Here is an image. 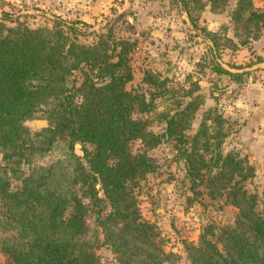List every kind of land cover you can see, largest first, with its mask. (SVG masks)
I'll list each match as a JSON object with an SVG mask.
<instances>
[{
  "label": "trees",
  "instance_id": "trees-1",
  "mask_svg": "<svg viewBox=\"0 0 264 264\" xmlns=\"http://www.w3.org/2000/svg\"><path fill=\"white\" fill-rule=\"evenodd\" d=\"M174 1L192 22L191 10L204 6L202 0ZM206 1L212 10L228 2ZM227 13L247 34H264V8L252 0H234ZM124 14L88 30L81 19L61 17L31 27L0 10V264H102L100 245L116 264L171 259L175 254L161 248L156 224L141 215L137 202L140 181L157 168L147 150L162 140L172 142L194 196L235 208L228 223H206L195 242H183L188 264H264V179L260 193L245 187L254 168L237 151L223 149L227 130L215 107L202 109L187 132L203 103L196 81L160 110L156 98L164 101L165 77L144 71L147 95L125 87L135 40L112 28ZM203 30L216 48L215 33ZM224 46L239 49L233 41ZM210 68L239 83L250 72L215 61ZM37 111L47 124L32 131L23 121ZM151 111L160 131L148 127L144 114ZM46 153L54 157L37 163ZM12 179L19 182L15 188Z\"/></svg>",
  "mask_w": 264,
  "mask_h": 264
},
{
  "label": "rangeland",
  "instance_id": "rangeland-1",
  "mask_svg": "<svg viewBox=\"0 0 264 264\" xmlns=\"http://www.w3.org/2000/svg\"><path fill=\"white\" fill-rule=\"evenodd\" d=\"M202 2L203 8L191 10L195 22L189 20L174 0H17L6 11L31 27L49 22L54 17H61L65 20L81 19L87 23L88 30H97L105 22L110 23L115 13L124 10L125 14L114 21L112 28L116 35L131 36L135 40L134 48L129 53L132 77L125 87L138 88L147 95L149 86L141 80L144 71H151L160 78L165 77L164 101L156 98V110H160L163 103L171 102V97L182 94L191 87L192 81H196L198 88L195 92L203 94V103L194 114L187 132L191 133L197 126L202 109L215 107L224 118L223 128L227 130L223 149L237 151L253 166L254 175L245 182V187L260 193L264 179V159H250L246 151L236 149L233 132L255 115L249 110L258 102L256 99L261 93L264 79L259 75L258 68H253L255 65L252 67L258 61L249 65L250 67L246 66V61L264 58V34H247L229 20L227 12L234 0H228L227 6L222 10H212L206 0ZM252 3L254 7L264 8V0H252ZM203 28L215 33L218 43L216 48ZM81 39L90 40L91 36L83 35ZM227 41L237 43L239 49L233 52L224 46ZM226 59V65L233 68L228 69L221 64ZM213 61L231 71H240L236 65L248 67L249 75L245 76L244 82H234L226 75L216 74L211 70ZM165 67H169V72L163 74ZM154 115L153 111L144 114L150 119L148 127L153 131H160L162 124ZM23 123L34 131L45 126L47 121L37 111ZM139 147L138 141L131 145L132 150ZM74 151L81 155L80 143L74 144ZM147 152L155 160L157 168L146 174L139 183L137 202L140 213L156 224L161 248L175 254L161 264H188L183 242H195L201 226L206 223H228L235 208L205 194L194 196L187 189L182 162L175 158L170 140H162ZM53 157L52 153H46L37 158L36 162H48ZM18 184L17 180H11V188ZM197 189L203 191L200 186ZM96 252L102 264H116L114 255L105 245L98 246ZM2 260L0 254V262Z\"/></svg>",
  "mask_w": 264,
  "mask_h": 264
},
{
  "label": "crops",
  "instance_id": "crops-1",
  "mask_svg": "<svg viewBox=\"0 0 264 264\" xmlns=\"http://www.w3.org/2000/svg\"><path fill=\"white\" fill-rule=\"evenodd\" d=\"M14 1L17 0H0V10H9V8L11 9V5ZM226 54L229 55V53ZM227 60L228 59H226L225 62L221 61V64L228 69L233 68H229V66L226 65ZM254 65L255 67H253ZM252 67L258 69L264 68V58L253 64ZM238 69L247 70L248 67L237 68V70ZM259 73L261 74L262 79H264V73ZM262 81L263 82L261 83V86L263 88L261 90V93L259 92V97H257L256 99V101H258L259 103L257 102V104L254 105L255 107H251V109L249 110L252 114L255 113L253 119H251L249 122L245 121L233 132L235 148H240V150L246 151L247 157L253 160L264 159V80ZM250 92L253 93V91ZM261 99L262 101H260Z\"/></svg>",
  "mask_w": 264,
  "mask_h": 264
},
{
  "label": "water",
  "instance_id": "water-1",
  "mask_svg": "<svg viewBox=\"0 0 264 264\" xmlns=\"http://www.w3.org/2000/svg\"><path fill=\"white\" fill-rule=\"evenodd\" d=\"M169 72V67H165L164 71H163V74H166Z\"/></svg>",
  "mask_w": 264,
  "mask_h": 264
}]
</instances>
